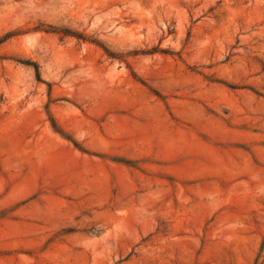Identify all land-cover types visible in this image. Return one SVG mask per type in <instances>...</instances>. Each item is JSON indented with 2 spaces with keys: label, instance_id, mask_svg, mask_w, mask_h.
<instances>
[{
  "label": "rangeland",
  "instance_id": "374dc122",
  "mask_svg": "<svg viewBox=\"0 0 264 264\" xmlns=\"http://www.w3.org/2000/svg\"><path fill=\"white\" fill-rule=\"evenodd\" d=\"M0 264H264V0H0Z\"/></svg>",
  "mask_w": 264,
  "mask_h": 264
}]
</instances>
